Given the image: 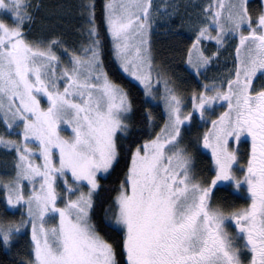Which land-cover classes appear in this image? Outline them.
<instances>
[{"label": "snow or ice", "instance_id": "6c2138e0", "mask_svg": "<svg viewBox=\"0 0 264 264\" xmlns=\"http://www.w3.org/2000/svg\"><path fill=\"white\" fill-rule=\"evenodd\" d=\"M249 3H210L204 9L209 27L199 30L188 52V64L198 74L211 62L200 48L202 39L223 44L228 33L239 34V66L235 78L227 82V91L214 89L215 96L200 95L194 105L203 118L206 106L217 100L227 104L228 111L210 121L211 130L202 139L203 147L212 151L214 179L207 186L196 182L191 157L177 148L181 126L191 116L181 118V101L165 82L168 121L160 135L133 151L116 210L106 217L107 226L122 234L126 264H264V87L253 86L254 81L264 80V0L255 18ZM31 7L29 0H0L2 14L13 21L10 26L0 20V113L9 128L12 122H20L17 126L25 142L21 146L0 137V144L13 146L18 153L16 180L4 185L8 193L4 210L22 204L28 217L18 225L0 223V248L11 246L14 235L30 225L32 258L26 264H118L116 249L98 233L90 212L92 194L99 188L97 176L118 162L117 134L129 131L132 103L103 68L93 3L85 5L90 43L82 49L83 55L70 57V67H60L51 45L45 49L26 39L23 28L32 20ZM151 7L152 0L105 4L120 68L148 95L153 79L148 54ZM210 28L217 31L215 37ZM38 97L46 99L47 108ZM62 123L70 126L71 138L60 135ZM242 137L250 140L251 148L240 179L233 172L234 165L240 167L237 152L228 144L230 139L239 143ZM29 141L37 142L42 165L29 158L36 154L28 148ZM54 150L58 164L52 159ZM68 173L89 190L58 207L56 180ZM37 177L39 191L33 183ZM25 180L33 183L27 199L21 184ZM224 182L243 189L248 207L226 213L212 206L213 190ZM49 214L58 216L56 227H45ZM226 224L234 227V237L226 232ZM236 240L243 243L238 245Z\"/></svg>", "mask_w": 264, "mask_h": 264}, {"label": "trees", "instance_id": "16d2710c", "mask_svg": "<svg viewBox=\"0 0 264 264\" xmlns=\"http://www.w3.org/2000/svg\"><path fill=\"white\" fill-rule=\"evenodd\" d=\"M153 1L156 2L157 0H152V6L155 4ZM196 1L197 0H190L189 2L183 0L180 6L177 7L178 15L180 18H183V22L187 21V15L197 11L194 6ZM90 2L94 5L95 24L101 42L100 51L103 60V68L108 73L109 78L128 93V97L132 103V112L128 120L130 124L129 131L126 134L120 135L117 139L120 152L118 162L113 166L107 176L100 178L99 190L95 195L90 217L98 233L109 243H112L116 249L118 264H126V258L121 249L122 234L113 231L112 228L107 226L106 217L111 218L116 210L115 198L117 194L120 193L121 184L124 182L127 175L133 151L136 147L152 140L155 135H159L164 120L162 110L159 105L152 101L144 87L132 80L120 69L106 29L105 4L107 0H29V3L32 5V7L29 8L32 20L30 23L25 24L23 31L26 32L25 35H27L31 43L37 44V40L44 41L47 42V46L51 45L52 50L60 49L61 53L68 55L70 53L69 51L73 50V47L79 50L80 41H88L90 43V40L87 39L86 31L88 27V10L85 7V5ZM211 3H214V0H211ZM249 4H254L252 9L249 8V11L255 17L260 11L261 0H250ZM158 6L163 7L165 5L163 2H157V6L154 5L153 8H151L153 10L156 7L159 14H161V10ZM40 11H43V14H40ZM149 22L151 24L152 20L149 19ZM151 27L153 28V23ZM151 27L148 34L150 58L154 60L158 59L160 62L159 65L163 66L166 72L172 75L175 80L178 82L180 81L179 85L182 91L186 92L190 88L198 87L199 85H197V83L201 84L200 82L202 79L200 78V81L192 82L193 76L183 66L184 63L188 65L187 60L183 62V59H186V55L184 56V47L187 44L186 40L178 39L177 37L186 38V36L175 34L163 37V35L159 33V29L155 34L154 29ZM217 34L216 31L214 37ZM244 34L248 35V32L246 31ZM226 36L227 35L224 37ZM233 38H235L237 43L239 42V35ZM192 40H195V38ZM209 40L204 39L202 42L203 48L206 50V55L211 49L210 46H214L217 43L215 39ZM54 41L57 43H53ZM64 45H67L69 51H67ZM236 57L237 55L235 56L237 63ZM214 64H216V67H218V64L221 67L219 58H216ZM187 82H190L189 88L185 87ZM155 87L158 88L157 93H159V87L163 89V84L156 83ZM172 87L170 88L171 90ZM165 89L166 87L164 86V91ZM160 103L162 102L160 101ZM216 106L217 104L211 107L206 106L203 118L198 111L194 113L193 118V114H190L192 120L191 122H186V129L181 132L180 136L182 138V142H180L182 146L180 147L191 157L194 172L198 177L201 176L208 181L212 173L214 174L215 172L212 151L210 149V158L209 153L204 152V149H198L196 146H200V143L203 148V136L206 132L211 130L212 127L210 121L219 119V108ZM198 119L201 120V122H199ZM232 142L233 141L230 139L228 147L230 150L237 152L238 164L241 163L239 168L236 165L233 166V172H242L240 170L241 166L246 167L245 160L250 152V140L246 141L245 138L242 137L239 143ZM1 161L0 159V171L3 169ZM243 163L245 164L243 165ZM236 175L239 177L238 174ZM192 176H194V174H192ZM239 192L240 193L234 192L232 195L228 191L221 190L218 197L215 196V198H213L212 206L221 207L226 213L239 211L245 208L248 203L241 194V191ZM4 209L5 204L1 199L0 223L1 220L11 222L17 218H1L3 211H5ZM7 213L13 214V211L8 210ZM25 238V233H16L11 246L0 248V264H26L27 261L31 260L32 257L29 246L31 243L28 244V241L26 242L23 240Z\"/></svg>", "mask_w": 264, "mask_h": 264}, {"label": "rangeland", "instance_id": "374dc122", "mask_svg": "<svg viewBox=\"0 0 264 264\" xmlns=\"http://www.w3.org/2000/svg\"><path fill=\"white\" fill-rule=\"evenodd\" d=\"M190 2V0H187ZM108 2V0H107ZM157 2H163V4L165 6L163 7H159L160 8V13L158 9L155 7L153 10V6L156 5L157 6ZM183 2V0H157L156 2L153 1V3H155L152 8L149 10L150 12V19L152 20L151 25L153 23V28L155 31V34L157 33V30L159 29V33L164 36L166 35H175V34H179V35H185V37H177L178 39H184L186 40V44L184 47V56L186 55V59H183V62L185 60L188 61V52L192 47V44L195 42V40H192L193 38H196V36L199 34V30L201 28H206L209 27V23H210V18L205 17L204 15V9L207 7V4L209 5L211 3V0H197L194 4V6L196 7L197 11L192 12L191 14L187 15L186 20L183 22V18L179 17V13L177 10V7L180 6V3ZM254 4H249V8L252 9ZM29 12H31L28 9ZM227 11V8H225V12ZM41 12V11H40ZM43 14V11L40 13ZM254 17V15H253ZM255 18V17H254ZM0 20H3L5 23H8L10 26L13 24V21L11 19L6 18L3 14H2V10H0ZM185 20V19H184ZM255 26V25H254ZM107 32H108V28ZM24 35L26 34L25 31ZM246 32V30L244 31V33ZM109 37H110V42H111V46L114 50V55L116 58V61L119 64L120 67V62L118 60V58L116 57V53H115V48H114V42L112 40V37L110 35V33L108 32ZM149 34V33H148ZM209 34L214 37V34H216V31L213 30L212 28L209 29ZM236 35H239L237 33H228L226 37H224V42L223 44H218L216 43L214 46H210L211 49L210 51L207 53V55L205 54L206 50L203 48L202 42L204 41V39L201 40L200 43V48L203 51L205 56H209L210 58V63L207 65V67L202 68L200 70V73H196L195 70L188 64H183L184 68L187 69L189 71V73L193 76L192 77V82L195 81L197 82L198 80H201V84L198 87H194V88H190L189 90H187L186 92L182 91L180 88V81L178 82L177 80H175L173 78L172 75H170L169 73L166 72V70L163 68V66H160V62L158 61V59H152L151 58V63H152V94L149 95L152 99V101L159 105L161 110H162V114H163V123L161 125V130L164 128L165 123H167L168 121V111H167V106L165 103V96H166V89L164 91V86H165V82H167V87L171 88L172 86V91L173 93L176 95L177 93V97L180 99L181 101V118L185 117V116H190V114L192 115V118L194 116V113L196 112L194 105L196 103H198V97L200 95H207V96H215V91L214 89H218L220 91H227V82L231 79H234V73L237 69V67L239 66V59L237 58V63L235 60V53H236V49L237 47H239V42L237 43V41L235 40ZM160 36V35H159ZM26 39L29 41V38L27 37V35H25ZM155 37V36H154ZM149 38V36H148ZM192 38V39H191ZM209 40V39H207ZM210 41V40H209ZM30 42V41H29ZM88 41H80L79 42V50L76 47H73V50H68L67 45H64L65 48L67 49V51H69L70 53L68 55H64L63 53L60 52V49L58 50H52L53 53L59 57L60 59V67H70L71 66V60L70 57L73 55H83L82 49L85 47V45L87 46L89 44ZM136 42L135 40L130 41V43H134ZM149 42V40H148ZM190 42V43H189ZM31 43V42H30ZM87 43V44H86ZM35 44V43H34ZM35 45H39L41 48H47V42L44 41H39L37 40V44ZM149 47H148V54H149ZM245 54V50L241 49V57H243ZM216 58H219V62H221V67L218 64V67H216L215 61ZM218 63V61H217ZM121 69V68H120ZM126 74V73H125ZM131 78V77H130ZM132 80H134L135 82H137L138 84H140L138 81H136L135 79L131 78ZM111 80V79H110ZM159 80L160 84H163V89L161 87H159V93H157L158 88H156V81ZM189 84L190 82H187L185 84V87L189 88ZM142 87H144L142 84H140ZM155 85V86H154ZM63 88V82H61V90ZM255 88V87H254ZM145 89V88H144ZM146 90V89H145ZM38 99H40L41 101V106H43V108H47V101L45 98L43 97H38ZM160 101L163 103H160ZM160 103V104H159ZM217 104V108H219V117L226 111H228L227 108V104L224 101H220L217 100L215 103H213L211 106L216 105ZM191 118V120H192ZM190 120V122H191ZM199 120V119H198ZM187 122V121H186ZM185 122V124H186ZM199 122H201V120H199ZM9 123V121H5L3 118V114L0 113V137H2L5 141H14L17 145H23L25 142L23 141L22 138V128L18 127L17 125L20 124L19 121H14L12 122V127L9 128L7 127V124ZM193 123V122H192ZM185 124L181 126V132L184 131L185 128ZM161 130L159 132V135L161 134ZM126 134V133H125ZM60 135L65 138V139H69L72 136L71 130H70V126L65 125V124H61L60 125ZM120 135L118 133L117 134V139ZM158 135V134H157ZM155 135L153 139H155V137L157 136ZM182 138L179 137L178 142H177V148L181 149L180 146H182V144L180 142ZM200 146H196L198 149L201 148L202 149V145L199 143ZM28 148H30L34 153H36L34 156L29 157L32 162L34 164L37 165H42L43 164V157L39 154L38 148H37V142H32L29 141L27 143ZM249 158V154L247 155V158L245 160V163L247 164V160ZM0 159L1 164L3 166V169L0 171V200L2 199L4 201L5 207H6V197H7V190L4 187V185L6 184H10L11 182L16 180V176H17V163H18V153L15 149V147L13 146H5L3 144H0ZM52 159L54 163L58 164V152L56 150L53 151V155H52ZM240 163V162H239ZM243 163V165L245 164ZM241 165V163L239 164V166ZM193 166V164H192ZM241 168H244L243 166H241ZM238 170V169H236ZM111 171V170H110ZM109 171V172H110ZM108 173L106 174H99L97 176V180H98V184L100 186V178L101 177H105L107 176ZM191 174H194L193 178L196 180V182L201 183L202 185L206 186L207 184L210 183V181L212 179H214V174L212 173L210 180H205L204 178H202L201 176H197L196 173L193 170L192 167V172ZM234 174H238L239 177L242 179L243 178V172H236L234 171ZM67 179V184L64 183V180ZM40 178L37 177L36 181H34V185H35V190L39 191V184H40ZM33 183H30L29 181H21L22 184V191L23 194L25 196V198L27 199L28 196H30L32 194L33 191ZM56 192L58 193V200H57V206L58 207H63L64 203L63 201L67 200L68 198L71 199H76V197L79 195L80 192H84L87 193L88 192V186L86 185V183L84 182H76L72 179L70 173L66 174L65 177H57L56 180ZM69 187H72L74 189H77V191H75L74 193H69L67 191V189ZM99 188L93 192L92 194V200L94 202L95 200V195L97 194ZM241 194L243 195V197L245 198L246 202L249 205V200L247 199L245 193L243 190H241ZM120 193L117 194V196ZM116 196V198H117ZM116 198H115V203H116ZM248 205L246 207H248ZM245 207V208H246ZM8 210L13 211V214L11 213H7L5 211H3V214L1 215V218H15L13 221L11 222H6L5 220H1V223L7 225V224H14V225H18L21 221V219H24L25 221L28 220L27 217V210L26 207L24 205H19L16 208H9ZM91 215V212H90ZM20 217V218H19ZM59 224V218L58 216H53L52 214H49V216L45 217V227L46 228H52V227H56ZM228 226H230V224H226ZM226 227V231L230 230V235L234 237L235 236V229L233 228V231L229 228ZM19 233H25L26 238L23 239L26 242L28 241V244L31 243V226L29 225L26 228H23ZM15 238V235L13 237V240ZM243 241L240 242V244H242ZM30 246V252H32V245Z\"/></svg>", "mask_w": 264, "mask_h": 264}, {"label": "flooded vegetation", "instance_id": "af4514ba", "mask_svg": "<svg viewBox=\"0 0 264 264\" xmlns=\"http://www.w3.org/2000/svg\"><path fill=\"white\" fill-rule=\"evenodd\" d=\"M237 55V54H236ZM253 86L256 88V89H261L262 87H264V80H259V81H254V84H253ZM233 141V140H232ZM232 143H234V141L232 142ZM202 149H204V152H206V153H209V157L211 158V153H210V149H206V148H202ZM206 150V151H205ZM249 154H250V152H249ZM214 171H215V168H214ZM215 173V172H214ZM238 177V176H237ZM207 186V185H206ZM221 190H225L226 192L228 191V192H230L232 195H233V193L235 192H238V193H240L239 191H241V190H243V189H241V190H236L235 189V187H234V185H231L230 184V182H224V183H222V184H219L218 186H217V188L216 189H214L213 190V193H212V201H211V203L213 202V198H215V196L216 197H218V195H219V193H220V191ZM242 192V191H241ZM245 199V198H244ZM241 210V209H240ZM233 212V211H232ZM227 226V228H229V229H231L232 231H233V228H232V225L230 224V226H228V225H226ZM225 229H226V227H225ZM229 235H230V230H227L226 231ZM240 242H241V240H236L235 241V243L236 244H240Z\"/></svg>", "mask_w": 264, "mask_h": 264}]
</instances>
